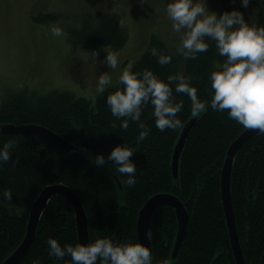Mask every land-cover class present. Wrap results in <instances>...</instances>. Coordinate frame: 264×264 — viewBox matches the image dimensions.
<instances>
[{
	"label": "trees",
	"instance_id": "trees-1",
	"mask_svg": "<svg viewBox=\"0 0 264 264\" xmlns=\"http://www.w3.org/2000/svg\"><path fill=\"white\" fill-rule=\"evenodd\" d=\"M56 15H40L37 22L55 20ZM264 26V9L248 22ZM79 27L67 29L70 41L83 47L107 46L120 50L128 36L125 27L110 12H99L82 19ZM209 49L195 60H184L158 37H152L133 72L151 70L167 82L169 75L180 72L192 77L197 95L208 103L199 117L191 115L187 96L173 91L177 102L183 101L178 119L183 126L191 118L195 122L179 155L178 174H172V154L181 129L161 132L155 126L152 106L143 109L141 120L150 128L144 141L136 143L140 129L129 122L125 131L121 120L112 116L107 96L118 85L107 88L91 102L69 91H51L47 95L14 94L0 104V124L38 123L56 132L78 148L67 151L51 141L33 134L0 133V148L9 140L17 141L13 161L0 164V192L10 189L12 199L0 196V264L24 238L29 210L41 190L51 184H64L73 189L83 206L89 241L109 237L114 243L139 242L138 212L153 195L167 193L176 196L188 214L185 236L176 256L172 250L178 229L175 209L160 205L151 214L148 237L153 264L164 259L170 264H236L223 210L220 175L225 155L231 143L245 130L229 119L227 112L210 107L212 95L210 74L215 63L223 62L213 41ZM170 55L172 62L160 65L151 49ZM122 87V86H121ZM174 90V85H172ZM115 123L116 127H113ZM128 144L135 149L132 161L136 165L135 184L124 185L126 177L117 165L106 162L105 168L85 153L105 158L117 145ZM121 186L119 187V183ZM230 193L236 231L245 264H264V134L256 133L238 150L230 173ZM8 207L22 209L19 217ZM64 244L79 243L75 211L60 195L50 198L37 224L35 237L17 264H70V257L57 260L48 255V238Z\"/></svg>",
	"mask_w": 264,
	"mask_h": 264
},
{
	"label": "clouds",
	"instance_id": "clouds-1",
	"mask_svg": "<svg viewBox=\"0 0 264 264\" xmlns=\"http://www.w3.org/2000/svg\"><path fill=\"white\" fill-rule=\"evenodd\" d=\"M235 2V0H234ZM251 0H240L242 8L247 9ZM166 15L171 21L174 33L179 34L180 45L176 52L184 60H195L198 54L208 51L209 43L213 41L217 54L223 57V62L215 63L210 74L212 90L210 107L218 112H227L229 119L236 121L245 129L264 134V26L249 24L241 11L233 8L219 15L211 11L206 0H171L166 6ZM54 37L65 36L58 27H51ZM101 62L115 71L120 64L119 53L108 50ZM92 56H98L93 51ZM151 55L157 57L162 66L172 62L170 55L161 54L157 49H151ZM134 65L129 62L123 68L117 88L111 92L106 103L111 114L121 120L120 128L127 130L129 122L135 123L140 129L136 143L147 139L150 128L141 120L143 109L152 106V116L155 126L161 132L166 129L177 130L183 127L178 113L183 109V101L177 102L173 91L183 94L191 102V115L199 117L208 108V103L197 95V89L192 86V77L183 73L169 75L167 82L159 79L151 70L133 72ZM112 85L109 72L99 75L96 90L103 94ZM172 85H174V90ZM122 86V87H121ZM113 127H116L115 123ZM17 144L9 140L0 148V164L13 161V150ZM135 149L128 144L115 146L107 158L97 155L96 166H104L106 162L116 164L117 171L126 179L124 185L134 186L136 180V165L132 161ZM3 200L10 201V189L0 192ZM48 255L57 260L70 257V264H153L152 252L141 242L127 241L114 243L109 237L97 238L87 244H61L57 239L47 240ZM32 264H41L33 260ZM160 264H170L164 259Z\"/></svg>",
	"mask_w": 264,
	"mask_h": 264
},
{
	"label": "rangeland",
	"instance_id": "rangeland-1",
	"mask_svg": "<svg viewBox=\"0 0 264 264\" xmlns=\"http://www.w3.org/2000/svg\"><path fill=\"white\" fill-rule=\"evenodd\" d=\"M171 0H0V104L14 94L44 96L51 91H69L95 102L99 75L109 72L112 85L129 62L133 65L146 50L150 39H162L174 52L180 45L166 15ZM218 15L233 8L241 11L246 22L257 18L264 0H251L247 9L240 0H206ZM110 12L127 30L119 53V67L113 71L101 63L109 48L98 45L83 48L69 40L67 29L79 27L83 18H96ZM56 15L55 20L37 22L40 15ZM60 27L65 36L54 37L51 27ZM176 47V48H175ZM95 51L98 56H92ZM106 88V89H107ZM95 160V155L85 153ZM96 162V161H95ZM105 168V165L102 166Z\"/></svg>",
	"mask_w": 264,
	"mask_h": 264
},
{
	"label": "water",
	"instance_id": "water-1",
	"mask_svg": "<svg viewBox=\"0 0 264 264\" xmlns=\"http://www.w3.org/2000/svg\"><path fill=\"white\" fill-rule=\"evenodd\" d=\"M194 122H195V118H191L185 123V125L181 129L179 138L175 144L174 151L172 154V161H171L172 174L174 177L177 176L178 160H179L180 152L183 148L185 139L188 137L189 131L193 126ZM0 133L33 134L43 137L67 151H74L78 148L76 145L70 143L56 132L38 123H28V124H19V125L11 124V123H3L0 124ZM256 133L258 132L245 129L231 143V145L227 149L220 175V189H221L223 210H224L231 247L233 250L236 264H245V263L237 236L235 218L231 203L230 173L234 158L238 150L247 139H249ZM55 195L63 196L70 202V204L72 205L75 211L79 243L82 244L89 243L86 215L79 197L72 189H70L68 186L64 184L61 183L51 184L44 187L39 193L36 200L33 202L27 218L26 232L21 243L1 264H17L20 261V259L25 255L35 236L37 224L40 219V216L43 210L45 209L48 200ZM165 204L172 206L175 209V213L177 216L178 229L172 250V257L174 258L185 236L186 226L188 222V214L185 210V207L183 203L176 196L167 193H158L151 196L144 203V205L141 207V209L138 212L137 233H138L139 242L143 243L145 246L150 248V242L148 237L150 216L158 206ZM8 211L11 215L15 217H19L22 213V209L15 207H8Z\"/></svg>",
	"mask_w": 264,
	"mask_h": 264
},
{
	"label": "bare ground",
	"instance_id": "bare-ground-1",
	"mask_svg": "<svg viewBox=\"0 0 264 264\" xmlns=\"http://www.w3.org/2000/svg\"><path fill=\"white\" fill-rule=\"evenodd\" d=\"M176 48V47H175ZM185 125V124H184ZM183 128V127H182ZM177 174H178V170H177ZM177 177V176H176ZM119 183V182H118ZM120 184V183H119ZM118 184V185H119ZM121 186V184L119 185V187ZM70 188V187H69ZM71 189V188H70ZM73 190V189H72ZM74 191V190H73ZM75 192V191H74ZM76 193V192H75ZM78 196V195H77ZM50 200V199H49ZM48 200V201H49ZM48 203V202H47ZM70 203V202H69ZM231 203H232V201H231ZM234 214V213H233ZM76 217V216H75ZM150 220V219H149ZM86 223H87V219H86ZM76 224H77V221H76ZM27 228V227H26ZM77 233H78V229H77ZM87 233H88V227H87ZM35 237V236H34ZM137 237H138V233H137ZM34 239V238H33ZM79 239V238H78ZM88 239H89V236H88ZM33 241V240H32ZM138 241H139V238H138ZM89 243H90V241H89Z\"/></svg>",
	"mask_w": 264,
	"mask_h": 264
}]
</instances>
